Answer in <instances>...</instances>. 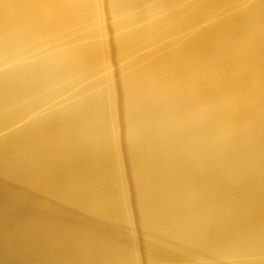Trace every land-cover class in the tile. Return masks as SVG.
I'll use <instances>...</instances> for the list:
<instances>
[{
	"label": "bare ground",
	"instance_id": "bare-ground-1",
	"mask_svg": "<svg viewBox=\"0 0 264 264\" xmlns=\"http://www.w3.org/2000/svg\"><path fill=\"white\" fill-rule=\"evenodd\" d=\"M0 264H264V0H0Z\"/></svg>",
	"mask_w": 264,
	"mask_h": 264
}]
</instances>
